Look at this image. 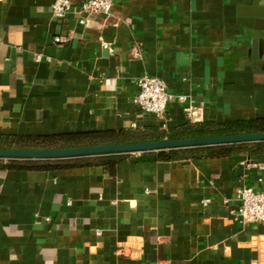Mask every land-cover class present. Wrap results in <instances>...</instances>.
Here are the masks:
<instances>
[{"label": "crops", "instance_id": "obj_1", "mask_svg": "<svg viewBox=\"0 0 264 264\" xmlns=\"http://www.w3.org/2000/svg\"><path fill=\"white\" fill-rule=\"evenodd\" d=\"M73 1L57 21L53 0H0V135L264 117L247 27L264 0H114L109 17L87 26L77 21L82 0ZM144 75L191 99L196 116L178 103L163 119L143 112L134 99ZM242 188L264 189V150L127 161L114 175L96 165L0 170V264H264V226L234 216Z\"/></svg>", "mask_w": 264, "mask_h": 264}, {"label": "trees", "instance_id": "obj_2", "mask_svg": "<svg viewBox=\"0 0 264 264\" xmlns=\"http://www.w3.org/2000/svg\"><path fill=\"white\" fill-rule=\"evenodd\" d=\"M244 133H264V117L221 123H193L177 131L159 129H152L144 133L99 131L38 137L0 135V149H73L89 146L149 142L166 138L192 139ZM252 150H264V142L144 153L138 157L132 154H124L61 161L0 160V170L54 172L80 166L96 165L103 167L107 172L114 175L117 166L127 161L173 162L189 159H219Z\"/></svg>", "mask_w": 264, "mask_h": 264}, {"label": "built area", "instance_id": "obj_3", "mask_svg": "<svg viewBox=\"0 0 264 264\" xmlns=\"http://www.w3.org/2000/svg\"><path fill=\"white\" fill-rule=\"evenodd\" d=\"M73 0H53L52 15L57 21H62L73 11ZM114 0H82L80 9L76 13L77 21L83 26L89 24L91 17H109L113 12ZM69 38L56 37L58 44L67 43ZM106 46V44H105ZM107 47V46H106ZM38 60L41 57H37ZM137 95L134 103L143 111L152 114L160 119L166 116L169 106L172 103L184 105V110L192 119L196 116L197 110L194 102L185 95L170 94L164 82L153 76L144 75L137 81ZM238 210L234 213L235 219L243 224H262L264 226V189L242 188L237 192ZM209 200L203 202L207 205ZM97 231V235H101Z\"/></svg>", "mask_w": 264, "mask_h": 264}, {"label": "water", "instance_id": "obj_4", "mask_svg": "<svg viewBox=\"0 0 264 264\" xmlns=\"http://www.w3.org/2000/svg\"><path fill=\"white\" fill-rule=\"evenodd\" d=\"M256 1V0H255ZM256 3V2H255ZM264 3V1L262 2ZM256 23L247 24L252 31L251 51L259 66V73L254 75L256 81L264 82V14L255 15ZM264 142V133H244L229 136H214L192 139H163L157 141L89 146L73 149H0V160L5 161H56L86 157H103L110 155L164 152L180 149L214 147L244 143Z\"/></svg>", "mask_w": 264, "mask_h": 264}]
</instances>
